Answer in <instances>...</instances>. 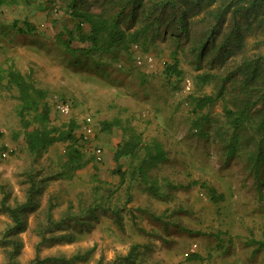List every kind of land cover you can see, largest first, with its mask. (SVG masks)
I'll list each match as a JSON object with an SVG mask.
<instances>
[{
  "label": "rangeland",
  "instance_id": "374dc122",
  "mask_svg": "<svg viewBox=\"0 0 264 264\" xmlns=\"http://www.w3.org/2000/svg\"><path fill=\"white\" fill-rule=\"evenodd\" d=\"M69 1L6 0L0 5V74L14 66L30 74L35 85L47 93L72 97L77 118H94L92 143L103 150L101 161L92 158L72 178L42 183L37 195L39 206L26 212L24 228L17 234L18 263L30 264L36 256L68 258L85 253L72 262L44 264H99V260L101 264L114 260L130 264L120 261L135 245L133 258L137 264H264V248L256 249L252 243L264 240V166L258 175L261 184L256 186V176L247 168L244 155L226 157L225 145L232 129L224 113L226 108L240 105L249 92L256 97L255 83L246 80L248 67L244 61L264 53V21L258 22L264 18V7L258 10L257 20L239 13L234 19L232 11L226 12L213 34L214 42L218 45L224 41L222 50L230 51L224 58L207 51L197 60L190 41L175 40L163 31H148L144 40L140 37L130 42L127 50L85 57L66 53L54 39L62 26L71 28L74 24ZM220 2L208 0L189 12L192 42L200 39L209 24L207 12ZM77 6L99 13L111 4L110 0H77ZM116 10L114 6L111 11ZM139 18L130 23L129 31L141 24ZM246 19L252 21L248 29ZM25 20L34 26L30 33L16 30L15 25L22 26ZM234 22L239 24L237 37L225 42V34L232 30ZM135 43L140 51L153 57L151 65L136 66L131 57ZM72 44L87 45L78 40ZM174 51L181 74L167 76L163 69L171 62ZM205 72L227 78L197 80V75ZM4 83L0 80V146L6 151V156L0 155V184L6 191L5 202L14 206L25 199L29 172L39 179L58 169L65 144L55 142L33 160L19 125L16 92ZM220 87L217 100L201 109L197 107V98L215 95ZM113 118L132 126L141 134L143 143L152 139L162 143L166 160L151 170L159 195L148 193L129 178L127 157L121 160L127 180L118 184L119 178L112 172V155L123 138L122 131L119 127L105 131L100 125L102 120ZM66 119L51 112L53 123ZM96 170L99 182L92 178ZM206 185L223 198L212 201ZM95 196L120 211L122 226L116 224L112 211L98 209L96 217L87 218L85 224L67 221L52 230V238L36 250L40 240L36 231L50 202L57 219L68 207L75 211L91 203ZM2 197L0 191V200ZM10 221L7 214L0 212V235ZM189 253L199 258L190 260ZM6 261L5 246L0 245V264Z\"/></svg>",
  "mask_w": 264,
  "mask_h": 264
},
{
  "label": "trees",
  "instance_id": "16d2710c",
  "mask_svg": "<svg viewBox=\"0 0 264 264\" xmlns=\"http://www.w3.org/2000/svg\"><path fill=\"white\" fill-rule=\"evenodd\" d=\"M207 1L110 0V10L108 8L106 11L94 13L78 9L77 0H70L67 5L71 8L69 15L74 19V24L71 28L65 25L62 26L55 34L54 39L66 53L81 54L86 57L93 54L127 50L130 42H137L140 37L144 40V36L148 31L154 33L163 31L175 40L182 38L190 41V49L197 60L207 51H213L215 56L224 58L226 56L225 52L228 56L230 51L228 49L222 50L224 41L217 45L214 42L213 34L224 21L226 12L232 11L234 19H236L235 14L239 13L244 16L252 15L253 19L257 20L258 10L264 7V0H221L216 9L207 12L210 22L204 29L203 34L200 35V39L192 42L188 14L201 5L207 4ZM5 2L6 0H0V5ZM114 6H117V10L111 11ZM139 16L141 24L136 29L129 31L130 23H134ZM246 21L245 28L248 29L252 26V21L248 19ZM262 21H264V18L258 19V22ZM15 26L20 33H30L34 29V26L27 20L24 21L22 26ZM238 26L237 22L233 23L232 30L225 34V42H230L237 37ZM74 40L87 43V45L75 47L72 44ZM131 57H133V54H131ZM178 64L179 60L176 57V51H174L171 62L166 63L164 66V74L167 76H180L181 70L178 68ZM244 64L248 67L246 68V80L251 79L255 83L256 97L253 98V92H249L242 97L240 105L224 110L226 123L232 129L225 145V154L227 158L244 155L247 168L256 176V186H259L261 179L258 175L264 166V53H259L255 57L244 61ZM118 66L122 68L121 65ZM209 79L225 80L215 73L205 72L197 75V80L201 82L209 81ZM0 80L5 81L6 88L13 89L16 92L18 102L16 113L19 125L23 130L27 152L33 160L38 158L55 142L60 141L65 144L63 161L55 172L39 179H36L35 175L29 172V185L26 187L24 201L16 203L14 206L7 204L5 202L6 191L3 185L0 184V191L3 194L0 200V212L7 214L11 220L0 235V245L5 246L7 256V261L4 264H19L16 255L19 252L20 239L17 234L24 228L26 212L39 206L37 195L41 192L42 183L48 179L72 178L78 170L88 165L92 158L95 159V156L91 153L92 147L90 145V143H94H92L93 138L89 143L82 141L80 127L84 116L81 119L77 118L75 113L77 105L72 97H65L56 92L47 93V90L35 85L30 74L26 75L14 66H9L2 75L0 74ZM221 88L215 95L206 94L197 98V107L201 109L217 100L220 97ZM54 94L62 100H70L72 104L71 114L64 116L67 119L62 120L59 124L51 121V112L58 113L51 104V98ZM100 125L101 129L105 131L111 130L113 127H119L122 131L123 138L117 143L112 155L115 163L112 172L118 176V184L123 185L127 180V171L123 169L124 163L121 161L122 158L127 157L130 165L129 178L136 180L148 193L159 195V187L156 179L151 175V170L166 160V151L162 143L156 139L143 143L141 134L132 126L124 125L119 118L104 119L100 122ZM3 149L4 146H0V153ZM92 178L94 181L99 182L97 170L92 174ZM206 188L212 201L223 198V195L217 193L212 186L206 185ZM53 205V203H49L44 221L40 223L36 231L40 237L36 246L37 251L41 244L52 238L49 237L52 230L59 229L67 221L85 224L89 220L87 218L96 217L98 209L112 211L116 224L122 226L120 211L106 205L102 200H97L96 196L91 203L84 206L80 205L75 211L68 207L57 219L52 215ZM62 236L66 237V234ZM252 243L256 245V249L264 248V240L257 242L253 240ZM135 249L136 246L132 245L128 254L122 257L120 262L137 264L133 258ZM84 255L85 253H75L68 258L48 256L42 259L36 256L30 264L56 263L58 261L66 263L81 259ZM187 258L190 260L197 259L199 255L189 253ZM99 264H101L100 260ZM111 264H118V261L114 260Z\"/></svg>",
  "mask_w": 264,
  "mask_h": 264
},
{
  "label": "built area",
  "instance_id": "2783aa9c",
  "mask_svg": "<svg viewBox=\"0 0 264 264\" xmlns=\"http://www.w3.org/2000/svg\"><path fill=\"white\" fill-rule=\"evenodd\" d=\"M133 51V59L135 64L141 66L142 64H152L153 57L147 53L140 51L139 46L135 43L131 46ZM51 104L53 108L62 116H68L72 112V104L70 100H62L56 94H54L51 98ZM80 135L82 141L90 142L92 136L94 135V118L91 115H85L83 117V121L80 127ZM93 155L95 156V160L101 161L103 150L99 145L91 144ZM2 156H6V151L0 153Z\"/></svg>",
  "mask_w": 264,
  "mask_h": 264
}]
</instances>
